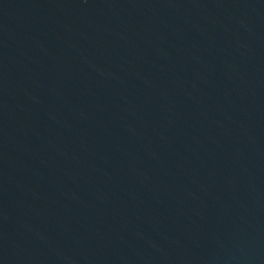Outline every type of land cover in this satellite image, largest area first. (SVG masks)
<instances>
[{
    "label": "water",
    "instance_id": "water-1",
    "mask_svg": "<svg viewBox=\"0 0 264 264\" xmlns=\"http://www.w3.org/2000/svg\"><path fill=\"white\" fill-rule=\"evenodd\" d=\"M0 264H264V0H0Z\"/></svg>",
    "mask_w": 264,
    "mask_h": 264
}]
</instances>
